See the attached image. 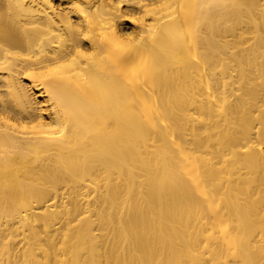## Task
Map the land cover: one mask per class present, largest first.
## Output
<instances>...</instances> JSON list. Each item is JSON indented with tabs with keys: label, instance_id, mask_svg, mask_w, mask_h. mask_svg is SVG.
Masks as SVG:
<instances>
[{
	"label": "bare ground",
	"instance_id": "6f19581e",
	"mask_svg": "<svg viewBox=\"0 0 264 264\" xmlns=\"http://www.w3.org/2000/svg\"><path fill=\"white\" fill-rule=\"evenodd\" d=\"M0 264H264V0H0Z\"/></svg>",
	"mask_w": 264,
	"mask_h": 264
}]
</instances>
